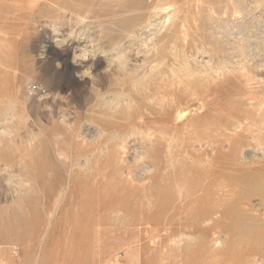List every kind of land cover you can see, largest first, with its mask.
<instances>
[{
  "label": "rangeland",
  "instance_id": "rangeland-1",
  "mask_svg": "<svg viewBox=\"0 0 264 264\" xmlns=\"http://www.w3.org/2000/svg\"><path fill=\"white\" fill-rule=\"evenodd\" d=\"M0 32V264H264V0H0Z\"/></svg>",
  "mask_w": 264,
  "mask_h": 264
},
{
  "label": "bare ground",
  "instance_id": "bare-ground-1",
  "mask_svg": "<svg viewBox=\"0 0 264 264\" xmlns=\"http://www.w3.org/2000/svg\"><path fill=\"white\" fill-rule=\"evenodd\" d=\"M174 6V5H173ZM157 14V13H156ZM156 17V15H154ZM153 16V17H154ZM153 17H150L149 19H147L145 22L143 23H140V25H135L133 26L127 33V38H132L134 40L137 39V37L139 36L138 32L139 31H142L143 29H155L156 28H159L158 27V24H156V19H153ZM169 17H167L166 21H164V24L167 22H169L171 19H169ZM159 22V21H158ZM167 25V24H166ZM164 25V27L166 26ZM5 27V26H4ZM163 27V28H164ZM1 33V32H0ZM3 36V35H2ZM5 36V34H4ZM154 37V36H153ZM167 35H163L162 36V39L163 38H166ZM5 38V37H3ZM22 38V37H21ZM150 39V38H149ZM176 37H171L169 38V40H167V42H165L160 48L156 49L154 52H152V59H149V60H145V63H142L138 68H135L133 71L136 73L138 72L137 74H135L134 76V79H137L138 76H139V72L141 71L140 68H146V63L150 62V63H153V62H156V59H158L159 57H161L163 59V62L161 63V65H167L169 67V70L172 72L173 76L176 75L177 71L180 69H182L183 67H185V63L182 62L180 59H181V55L178 51V49L175 47L177 45V40H175ZM2 40V38L0 39ZM6 40V38H5ZM8 42V41H7ZM6 42H4V45H7L5 44ZM147 44H145L146 46ZM168 47H171V51L172 52V61L170 59H168L167 55L165 54L164 50ZM1 47L3 48V46H0V49ZM147 47V46H146ZM10 48V47H9ZM1 52V51H0ZM168 59V60H167ZM181 61V63H180ZM150 68L152 69H156V66L153 64ZM151 72V71H150ZM197 72V71H196ZM198 73V72H197ZM201 73V72H200ZM149 74V73H148ZM146 77V73L144 74ZM148 76V75H147ZM188 87V86H186ZM125 90H122L121 92H124ZM173 93V91H166L165 93H163V97H166L169 93ZM170 96V95H169ZM167 96L168 100H170L172 102V107L174 108V110H176L177 112V117H176V122L174 123V128H177L179 127V123H177V121L179 120H182L184 117H186L187 115H190L191 111L186 107V109H182V105L180 104L181 101H179L177 98H175L174 96H171L169 97ZM192 96H193V93H192ZM166 98V99H167ZM205 103V102H204ZM171 107V108H172ZM14 110V106L13 105H9L6 109H5V112H4V115L0 118V124L2 123H5L6 119H11V117H9V114L12 113ZM195 112V111H194ZM11 116V115H10ZM12 116L14 117V115L12 114ZM166 120L168 121L169 119L166 118ZM165 121V120H164ZM172 121V120H171ZM190 120H188L186 122V125H193V123H189ZM61 156V155H60Z\"/></svg>",
  "mask_w": 264,
  "mask_h": 264
},
{
  "label": "built area",
  "instance_id": "built-area-1",
  "mask_svg": "<svg viewBox=\"0 0 264 264\" xmlns=\"http://www.w3.org/2000/svg\"><path fill=\"white\" fill-rule=\"evenodd\" d=\"M29 89L34 93L45 92V89L42 87V85L36 83H32L31 85H29Z\"/></svg>",
  "mask_w": 264,
  "mask_h": 264
}]
</instances>
